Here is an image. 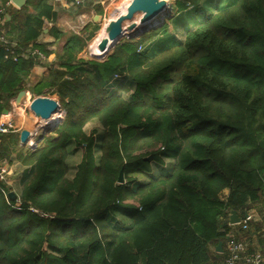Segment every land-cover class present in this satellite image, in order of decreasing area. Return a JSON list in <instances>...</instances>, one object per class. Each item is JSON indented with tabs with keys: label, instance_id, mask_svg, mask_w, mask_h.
<instances>
[{
	"label": "trees",
	"instance_id": "16d2710c",
	"mask_svg": "<svg viewBox=\"0 0 264 264\" xmlns=\"http://www.w3.org/2000/svg\"><path fill=\"white\" fill-rule=\"evenodd\" d=\"M9 1L0 7L18 24L6 36L38 49L14 60L0 43V118L22 89L57 94L65 117L40 147L18 152L33 170L17 198L0 181V264L225 262L217 244L251 234L230 223L231 210L264 202V0H177L173 14L197 10L183 38L176 26L168 35L165 22L104 60L79 57L99 29L91 22L35 82L33 51L51 53L37 39L46 28L56 38L64 32L47 0L21 9ZM92 120L103 127L99 138L85 130ZM18 140L0 132V159ZM71 141L83 150L72 177Z\"/></svg>",
	"mask_w": 264,
	"mask_h": 264
},
{
	"label": "crops",
	"instance_id": "0c3cea01",
	"mask_svg": "<svg viewBox=\"0 0 264 264\" xmlns=\"http://www.w3.org/2000/svg\"><path fill=\"white\" fill-rule=\"evenodd\" d=\"M29 1L30 0H27L25 5H23L22 7L27 6L29 4ZM47 1L51 5H53L54 10L57 12V17L53 24H55L57 27L62 29L63 32L65 33L67 32V30L75 32V22L81 23L83 25L81 27V30L83 29V31H84V28L86 26H89L91 22L98 24V22L95 21V17L97 15H103L106 13L105 7H106L107 1L109 0H81V2L79 3H78V0H47ZM112 1L113 0H111V2ZM9 3L12 4L16 9L22 8V7L17 6L11 0L9 1ZM199 6H202V4H199ZM174 8L176 10L178 9L177 0L173 6V9ZM192 9H194V6L185 8L184 11L192 10ZM28 11L31 13L35 12V10H32V9H28ZM177 15L178 14H175V13L172 14L173 17ZM166 22H169V28L167 31V33L169 32L168 35L170 34L173 35L176 32L174 21L167 20ZM46 23L48 25H52V22H49L47 20H46ZM14 24L17 25L18 23L13 22L11 15L7 14L5 23L3 25H0V33L4 32L6 34L7 31L10 30ZM159 35H158L160 37V38L158 37L159 39L167 36V34L162 33V32ZM16 37L18 39L19 35ZM12 41L15 42V45L18 51L26 52L28 49H38V48H33V43L31 42H28L26 45H23L22 43L17 42L16 40H12ZM66 41L67 39H64V36H61L60 38H56L55 36L50 34L49 28L45 29L44 33L37 39L36 42L38 44L44 45V47L50 50L51 53L48 54V56L45 55L44 58L40 57V59L36 60L35 65L33 67L32 74L30 76L31 81L35 82L38 78H40L47 71L49 67H52V68L59 67L58 55L63 51ZM27 91H28L29 100L25 101L28 98L27 96V98L24 100L22 105H16L15 98H13L11 100V103H12L11 110L3 114L0 118V122L1 121L7 122L10 120L12 127H10V130L7 131L8 134L9 133L18 134V137H19L18 142L13 143L12 146L10 147V151L8 152V154L4 155L0 159L1 164L7 163V165L9 166L8 167L9 174L7 175V181H4V182L7 185H9L11 189L14 190L18 196L20 195L24 179L26 178V176H29L33 170V165H25L19 160L18 152L21 150H23L24 153L34 151V149H29L28 147L34 148L33 146H35V142L37 143V141H39L40 139H42L41 140L42 141L41 144H42L44 141V138L46 137L44 136V131L47 130V129L39 130V128H41L40 125H42L41 124L42 118L36 115L31 110L30 103H31L33 94L29 90ZM40 96H43V95H40ZM25 109L29 111L27 112V114L23 115L22 112ZM62 111L65 112L64 109ZM31 126L33 127V129ZM23 129H28L29 131H31L30 138L26 143H23L20 138L21 131ZM51 132L53 134V130ZM67 148H68L69 153L71 151L73 152V148H75V143L71 141L68 144ZM228 193H229L228 189L224 190L223 196L226 197ZM263 204L264 202H260V203H254L251 205L249 209V213L253 216V218L252 220L248 222H245L244 220L247 213L240 214L238 212V214L241 216V221L237 224H232V225H237V227L239 225L240 226L243 225L244 228L247 229V231L248 230L250 231L251 234H250L249 239L245 240V242L248 245V249H247L248 251H249V246H250L249 244H251L253 247H255L254 249H256L257 251L261 252L264 255V243L263 244L260 243V240L257 239L258 235L260 236V238L264 239V211H259L261 207H263ZM260 230L261 231L263 230L262 233H260ZM227 242L225 245L222 246L223 251L216 250L217 252L220 253V255H223L225 258L227 257V254H228ZM221 264H224V262ZM241 264H246V263L242 262Z\"/></svg>",
	"mask_w": 264,
	"mask_h": 264
},
{
	"label": "rangeland",
	"instance_id": "374dc122",
	"mask_svg": "<svg viewBox=\"0 0 264 264\" xmlns=\"http://www.w3.org/2000/svg\"><path fill=\"white\" fill-rule=\"evenodd\" d=\"M175 2H176V0H167L166 10H164L159 16H157V18L152 21L153 23L151 22L146 26L141 25V26H138L137 28H135L133 30H128V32L124 33L122 36H120V38L116 42H114V44L106 52L105 55L96 56V55H94V51H93L92 47L95 46L94 44L100 39V36L103 37V35L105 34V33H103V30L109 24V22L111 20L115 19L116 17H118L120 15V13H125L127 6H128V3L126 2V0H113L112 2H111V0L107 1L106 13L101 15L102 17L100 19H97V22L99 24V29L95 30L93 37L91 39L87 40V44L84 47V49L82 50V52L79 53V57H83L85 59L104 60L108 56V54L111 53L113 51V49L119 43L127 41V40H131V39L136 40L140 37V35L142 33L152 31L154 28H157V27L163 25V23H165L167 21V19H169L171 17V15L173 14V11L176 10L175 8L173 9ZM196 11L197 10H194V9L186 10V11H182L179 15H177L175 26L177 28V38L178 39H181L184 37L185 31L187 30V28L189 29L190 26L195 22V19H197V17H195ZM141 15H142V12L136 13V15H135L136 19L139 18ZM128 23H129V21H126V20L123 22L124 25H127ZM82 26L83 25L81 23L75 22V32L67 30V32L64 33V39H67L68 37H70L73 34L81 35L84 38L85 35H87V32L83 31V29L81 30ZM158 37L159 36H156L153 40H157L160 38V37L159 38ZM150 48H149V50H150ZM59 53H60V51H59ZM151 53H152V51H150V54ZM150 54H148V55H150ZM115 78L120 79V78H118V76H116ZM43 96H49V97H52V98L59 100V97L57 94H51V95L49 94V95H43ZM33 98H34V96H32V99ZM28 100H29V96L25 101H28ZM62 110H63V108H61L60 113L62 116L61 119L63 120V118L65 117V112ZM24 111L22 112L23 115L27 114V112L29 110L25 109ZM41 124L42 125H40L41 128H39V130L40 129H47L44 131V136L51 135L52 134L51 131L57 127L56 123H55V125L48 126V124H46L43 121V119L41 121ZM85 130L87 133H94L96 135V138H99L103 134V127L97 120H92V121L88 122L85 125ZM41 140L42 139L37 141V143L35 142V146H33L34 148H30V147H28V148L34 149V150L37 149L41 145V142H42ZM82 154H83L82 148L75 143V148H73V152L71 151L67 157V163L69 165V173H68L69 176L72 177L75 174L77 167H78V164L81 161ZM96 154L99 155L98 148H97ZM171 163L172 162L170 160L166 161L164 167H162V168L164 170L168 169V167H170ZM5 164L7 165V163H5ZM152 165H155V166H154V169H153L151 174L152 175L159 174L160 172H159V170H157V169H159V166L154 162H152ZM7 167H9V166L7 165ZM109 220L115 226L120 225L119 224L120 218L117 215H114V214L110 215ZM262 231L260 230V233H262ZM216 247H215V250H217Z\"/></svg>",
	"mask_w": 264,
	"mask_h": 264
},
{
	"label": "water",
	"instance_id": "95a60500",
	"mask_svg": "<svg viewBox=\"0 0 264 264\" xmlns=\"http://www.w3.org/2000/svg\"><path fill=\"white\" fill-rule=\"evenodd\" d=\"M13 3H15L17 6L22 7L25 5L27 0H11ZM167 7V0H131L130 3L127 6L125 13H120L118 17L111 20L109 24L107 25V36L100 40L98 43V47L107 52L109 48L110 42H116L120 36L123 35L124 32V24L123 22L129 21V23L126 25V28L128 30H133L138 27V20L136 19L135 15L138 12L145 13V16L143 17L142 21H148L146 25L151 23L154 19L157 18L164 10H166ZM102 16L97 15L95 17V21L97 19H100ZM111 48V46H110ZM109 48V49H110ZM110 54V53H109ZM108 54V55H109ZM28 96V91L26 89H22L18 92L17 96L15 97V103L16 105H22L24 100ZM31 110L41 117L43 120L49 119L55 112L61 111V104L60 102L52 97L49 96H37L34 97L31 100L30 103ZM62 120V119H61ZM59 120L58 122H60ZM56 123V125L58 124ZM51 126L50 124H48ZM55 125V124H54ZM31 135V131L28 129H23L21 131V141L23 143H26ZM119 182L124 183V176H123V170H121L119 175ZM9 197L11 198H17L18 195L14 190H11L9 192ZM241 221V216L238 214V212L235 209L231 210L230 213V222L231 224H237ZM223 243L220 241L217 244V251H223Z\"/></svg>",
	"mask_w": 264,
	"mask_h": 264
},
{
	"label": "built area",
	"instance_id": "2783aa9c",
	"mask_svg": "<svg viewBox=\"0 0 264 264\" xmlns=\"http://www.w3.org/2000/svg\"><path fill=\"white\" fill-rule=\"evenodd\" d=\"M128 1V0H127ZM131 0H129L128 4ZM81 0H78V3ZM106 8V7H105ZM7 12L4 7H0V25H3L6 21ZM0 43L4 46L6 51V57H12L14 60H17L19 57L18 50L16 48L15 42L9 39L4 32L0 33ZM36 55L44 58V55L38 50L33 51ZM118 76V75H116ZM12 127V124L9 121L0 122V132H7ZM9 174V169L6 164L0 163V181H7V175ZM253 216L250 213H247L245 217V222L252 220ZM227 249L228 254L225 259L224 264H241L242 262L246 264H263L264 255L259 252H249L248 245L244 240L235 239L234 234L231 233L228 235Z\"/></svg>",
	"mask_w": 264,
	"mask_h": 264
},
{
	"label": "bare ground",
	"instance_id": "6f19581e",
	"mask_svg": "<svg viewBox=\"0 0 264 264\" xmlns=\"http://www.w3.org/2000/svg\"><path fill=\"white\" fill-rule=\"evenodd\" d=\"M127 3L129 2V0L128 1H126ZM127 5V4H126ZM126 7V6H125ZM145 16V13H143L139 18H137V20H138V26H141V25H145L148 21H145V22H143L142 21V19H143V17ZM153 23V22H152ZM126 32H128V29L126 28V25H124V32H123V34L124 33H126ZM103 33H105L104 35H103V37L102 36H100V39L93 45L94 47H92V49H93V51H94V55H96V56H103V55H105L106 54V50L105 51H103V50H101L99 47H98V43L100 42V40L101 39H103L104 37H106L107 36V26L105 27V29L103 30ZM101 34V33H100ZM114 44V42H110V46H112ZM110 46H109V48H110ZM109 48H108V50H109ZM107 50V51H108ZM20 116V115H19ZM35 118V117H34ZM62 118V116H61V113L60 112H55L49 119H47V120H43L46 124H50V125H54L55 123H57L60 119ZM18 119V118H17ZM22 124V123H21ZM38 125V124H37ZM29 126V125H28ZM27 126V127H28ZM49 126V125H48ZM32 127V126H31ZM30 127V128H31ZM32 129H33V127H32ZM35 130V129H34ZM35 133V132H34Z\"/></svg>",
	"mask_w": 264,
	"mask_h": 264
}]
</instances>
